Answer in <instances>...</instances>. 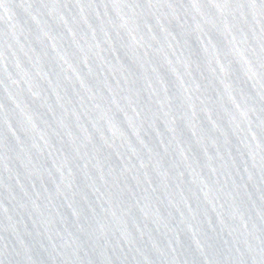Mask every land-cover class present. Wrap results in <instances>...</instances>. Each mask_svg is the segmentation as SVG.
Here are the masks:
<instances>
[{"label":"water","instance_id":"1","mask_svg":"<svg viewBox=\"0 0 264 264\" xmlns=\"http://www.w3.org/2000/svg\"><path fill=\"white\" fill-rule=\"evenodd\" d=\"M0 264H264V0H0Z\"/></svg>","mask_w":264,"mask_h":264}]
</instances>
